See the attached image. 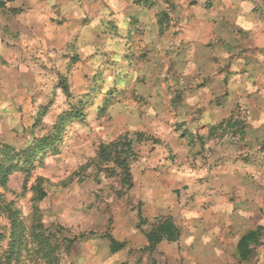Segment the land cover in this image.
<instances>
[{
	"label": "rangeland",
	"instance_id": "1",
	"mask_svg": "<svg viewBox=\"0 0 264 264\" xmlns=\"http://www.w3.org/2000/svg\"><path fill=\"white\" fill-rule=\"evenodd\" d=\"M245 1L4 0L0 264H121L109 237L145 227L163 162L221 184L199 264H264V4L254 24ZM231 114L242 133L208 137Z\"/></svg>",
	"mask_w": 264,
	"mask_h": 264
},
{
	"label": "crops",
	"instance_id": "2",
	"mask_svg": "<svg viewBox=\"0 0 264 264\" xmlns=\"http://www.w3.org/2000/svg\"><path fill=\"white\" fill-rule=\"evenodd\" d=\"M252 1L257 2L261 7L258 6L256 9ZM252 1H245L246 4L242 6L246 5L248 16L256 24L258 22L256 11H261L264 0ZM4 49V0H0V97L2 98L4 97ZM218 120H221V117ZM212 126L214 124H207L205 129L209 132ZM210 146V141L203 142L202 147L207 149ZM178 154L181 155V152L178 151ZM163 163L160 167L161 172L157 174L156 190L145 198V207L148 212H140V218L145 222L144 229L149 230L153 223L169 217L180 229V237L172 243L161 242L157 244L153 252H150L145 249L148 246L146 237L136 226L135 233L132 229L128 239L116 240L123 244L117 253L124 264H166L168 257H171L173 261L178 259L182 261V264H199L200 260L197 258L199 250L206 248L204 236L211 229V214L216 213L211 212L210 200L216 199V194L221 189L220 182L211 181L207 168L209 166L205 164L200 163L198 167L194 165L189 167L187 163L182 162L169 167L167 162ZM204 198L210 202L211 207L208 212L200 209L203 206L202 202L205 201ZM132 217L133 215L129 212V225L132 224ZM117 228L119 229V225ZM120 234L121 232H118L115 236L120 237Z\"/></svg>",
	"mask_w": 264,
	"mask_h": 264
},
{
	"label": "trees",
	"instance_id": "3",
	"mask_svg": "<svg viewBox=\"0 0 264 264\" xmlns=\"http://www.w3.org/2000/svg\"><path fill=\"white\" fill-rule=\"evenodd\" d=\"M12 11L15 13L19 12L18 9H12ZM64 89L67 90L66 87ZM111 98H112L111 96L107 97V99H111ZM221 104L222 102L219 103V105ZM76 113L77 114L72 115L71 117L80 118V119L83 117L82 110L79 111V108H78V112ZM59 119H60V124L70 122V120H63L64 118L62 117H60ZM227 128L232 129L235 134L242 133L241 130H244V127L242 126V124L239 127V122L237 118H234L233 114H231L227 119L222 120L217 126L211 127L208 132V137H213L215 136L216 131H222ZM128 143H127L128 144L127 147L130 148L131 146L130 141ZM47 149H52L51 142L50 144L46 142L40 143L37 149H34L31 152H27L29 153L28 157H31V161H32L34 159L33 158L34 156L36 155L38 156L40 153H43ZM120 155H121V152H119L118 154L117 163L118 165H120L121 169L129 176L128 163L125 160H119ZM17 167L18 166L12 163H9L7 166L4 167L3 160L0 161V171L1 170L3 171L4 179H6V177L10 175L12 172L16 171ZM128 185L130 187L131 184L129 183ZM142 223L145 224V222L143 221ZM138 228L141 230V232L146 237L148 246L145 249L150 252H153L155 250L157 244L161 242L172 243V242H175L180 237V229L174 224L173 220L169 217L163 218L161 220H158L156 223H153L152 225H150L149 230H145L142 226L140 227L139 225H138ZM259 235H260V228H258L256 231H250L246 233L239 239L237 243V253H238V257L240 260L246 261L249 259L251 255L250 245L257 243ZM109 243H110V251L112 253L119 251L123 247V244L118 243L111 236L109 237ZM7 264H10L9 260Z\"/></svg>",
	"mask_w": 264,
	"mask_h": 264
}]
</instances>
